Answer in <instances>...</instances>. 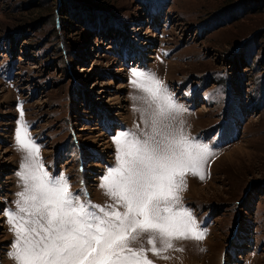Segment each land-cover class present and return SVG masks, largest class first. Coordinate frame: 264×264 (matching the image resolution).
Wrapping results in <instances>:
<instances>
[{
  "label": "rangeland",
  "instance_id": "374dc122",
  "mask_svg": "<svg viewBox=\"0 0 264 264\" xmlns=\"http://www.w3.org/2000/svg\"><path fill=\"white\" fill-rule=\"evenodd\" d=\"M133 68L167 85L185 133L212 151L180 192L203 239L148 257L264 264V0H0V264H16L3 210L21 190L18 121L48 171L103 205L113 137L145 126Z\"/></svg>",
  "mask_w": 264,
  "mask_h": 264
},
{
  "label": "snow or ice",
  "instance_id": "6c2138e0",
  "mask_svg": "<svg viewBox=\"0 0 264 264\" xmlns=\"http://www.w3.org/2000/svg\"><path fill=\"white\" fill-rule=\"evenodd\" d=\"M130 72V84L144 94L132 99L142 102L133 110L145 126L113 137L116 164L101 178L108 197L103 205L84 189L73 192L63 173L48 171L41 146L18 121L16 144L26 153L16 173L21 190L15 208L3 210L13 233L9 256L16 264H154L147 253L161 257L174 248L173 241L203 239L180 192L187 173L204 179L212 151L185 133L177 120L185 109L154 72Z\"/></svg>",
  "mask_w": 264,
  "mask_h": 264
},
{
  "label": "bare ground",
  "instance_id": "6f19581e",
  "mask_svg": "<svg viewBox=\"0 0 264 264\" xmlns=\"http://www.w3.org/2000/svg\"><path fill=\"white\" fill-rule=\"evenodd\" d=\"M5 99H6V98H5ZM89 134H91V133H89ZM102 137H103V136H102ZM91 138H92V137H89L90 140H92ZM100 138H101V136H100ZM98 139H99V138H98ZM94 142H95V141L93 140L91 143L94 144ZM101 147H105V148H106V144H103V143H102ZM94 152H95V151H94ZM96 155H97V152H96ZM99 155H100V154H98L97 156H99ZM101 156L104 158V155L101 154ZM98 158H99V157H98ZM81 172H82V171H81ZM84 176H85V175H84ZM87 176H88V175H87ZM82 179H83V177H82ZM85 189H86V188H85Z\"/></svg>",
  "mask_w": 264,
  "mask_h": 264
}]
</instances>
